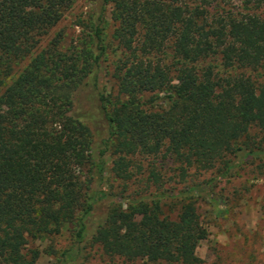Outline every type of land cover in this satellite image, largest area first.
I'll list each match as a JSON object with an SVG mask.
<instances>
[{"label": "trees", "instance_id": "16d2710c", "mask_svg": "<svg viewBox=\"0 0 264 264\" xmlns=\"http://www.w3.org/2000/svg\"><path fill=\"white\" fill-rule=\"evenodd\" d=\"M76 1L0 0V264H35L28 239L63 227L53 264H84L94 245L197 264L195 201L224 214L214 181L264 160V0H90L73 37L38 44ZM157 158L177 163L167 195L148 190L163 183Z\"/></svg>", "mask_w": 264, "mask_h": 264}, {"label": "rangeland", "instance_id": "374dc122", "mask_svg": "<svg viewBox=\"0 0 264 264\" xmlns=\"http://www.w3.org/2000/svg\"><path fill=\"white\" fill-rule=\"evenodd\" d=\"M90 0H77L63 19L41 38L38 44L43 45L47 38L56 31L63 34L66 41L74 36L77 29L72 23L74 15L80 14L90 6ZM109 55L107 66L102 73V82L106 90H110L112 79L110 78ZM87 90L80 91L79 106L89 110ZM147 161L141 160L146 170ZM162 163L160 173L163 183L159 190L150 187L148 190L160 192L178 188L176 166L177 163L170 159L157 158L156 164ZM189 179L200 181L215 176L217 173L209 171H193ZM144 177V176H143ZM131 181L124 194H130L138 186L143 185L144 178ZM109 183L113 192H119L121 182L112 177ZM214 191L222 197L227 211L222 215H216L211 207L203 200L195 201L196 210L203 228V232L195 248V254L200 260L197 264H264V160L254 159L251 163H243L233 167L220 179L214 181ZM130 196V195H128ZM168 201L167 198H165ZM70 243L69 231L63 227L57 235L49 237L28 239L26 246L38 251L35 264H53L54 252L67 247ZM84 264H148L141 260L131 263H123L120 259L110 257L103 253L96 245L87 247L84 252ZM165 264V263H153Z\"/></svg>", "mask_w": 264, "mask_h": 264}]
</instances>
